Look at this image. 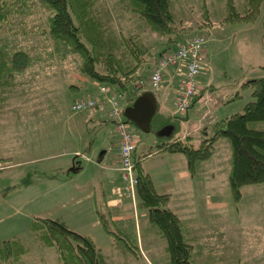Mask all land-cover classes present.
<instances>
[{"label": "crops", "instance_id": "obj_1", "mask_svg": "<svg viewBox=\"0 0 264 264\" xmlns=\"http://www.w3.org/2000/svg\"><path fill=\"white\" fill-rule=\"evenodd\" d=\"M262 11L264 9L261 10L255 22L245 23L244 26L239 27L232 26L229 32L232 33L234 39L236 35L239 37V39H235L239 52L242 50L247 52V48L253 49L251 43L259 45V49L254 54L255 58L251 60L244 57L242 60L240 55L237 57L233 63L238 67L242 66L244 71L239 76L230 77L233 84L225 91H213L210 80H207L204 85L197 81L198 88L191 106L194 108L196 104H199L203 109L195 111L194 119H191L188 111L183 116L176 115L175 107L171 108L168 104L167 98L170 95L171 97L173 95L176 101L175 96L177 97V90L183 79L182 65L164 68L162 82L158 88L152 89L145 85L141 89L152 92L158 113L163 117H171V119L177 117L178 123L177 126L169 123L168 130L161 131L159 134L155 133L158 135L156 142L144 147L140 152H138L139 143L136 141L133 154L134 160H138L143 171L150 175L156 191L170 195L168 207L178 215L186 226V239L189 241V232L194 235L196 233V237L201 240L203 247L211 250L216 249L219 253L234 255V264H264V183L243 186L240 200L234 202L226 178L230 166L228 167L229 146L225 142L227 159L223 170L216 160L217 170L208 173L204 170L202 164L204 162H202L195 175H190L186 158L181 153L158 151L157 149L152 150L151 154L145 155V153L149 147L160 142L185 139L187 136L191 137L189 141L194 145V142H198L199 139L208 137L210 126L219 118L241 112L245 103L252 99L250 89L240 92L239 88L241 83L247 79L264 76V71L261 68L264 64V17L261 16ZM250 69H255V72ZM98 90L97 86L93 92L95 95L98 93L99 96ZM237 92L239 93L238 97L234 96ZM104 111H106V106L100 105L94 110L79 111L68 115L69 121L60 122L61 130L57 128L55 136L46 143V154L43 156L38 152L29 156L27 143H24L25 151L19 152L18 162L11 154H0V159L8 158V161H15L0 167V172L5 170L9 172L8 185H5L7 189L3 192L0 206L9 207L11 210L15 205L10 204L9 199L16 194L19 195V200L34 198L35 201L30 210H36V212L30 211V214L23 215L21 220H13L19 225L22 223L23 228H19L18 235L28 245V250L19 256L15 264H63L55 243L36 217L58 218L69 229L89 237L104 255L108 264H155L151 259L150 252L155 253L154 251L157 250H153L151 247H142L145 233L142 232L141 225L148 224L147 211L146 214L143 212L140 214V210L146 209L139 207L137 202L136 207L133 208L129 198L121 189L122 182L118 170V138L111 131L113 126L102 125L100 113ZM198 120L199 122H197ZM110 122L113 125V122ZM191 123H194L193 127ZM256 127L264 130V121L258 123ZM91 129L101 130L95 136L91 134ZM30 149L32 150L31 147ZM64 149L66 150L64 151ZM96 150H99L94 164L96 170L91 174L88 173V167L86 164L84 166L82 161L85 160L89 165L90 158L96 154V152L93 154ZM69 155L73 157L66 162H59L52 166L48 164V166L46 164L35 165L38 162ZM138 157H142V159ZM147 159L159 160V170L155 168L158 170L157 174H160L157 179L154 178V174H156L154 169L143 166ZM14 169H18V171L17 177L13 178L12 171H15ZM219 170L222 172V178L217 175ZM197 184L202 187L205 206L208 210L207 218L200 219L196 215L192 191ZM4 195L6 197H3ZM247 198L248 200H246ZM107 209L114 211L113 219H130L134 222L139 246L137 257L114 247L113 238L111 237L112 240H110V235L102 227L98 215V210L106 211ZM212 215L213 217H211ZM208 225L214 227L210 228ZM10 232L0 237V246L5 239L14 236ZM234 241L238 242L239 246L231 245V242ZM189 242L193 245L194 256L193 237ZM252 242L259 243L258 250H251Z\"/></svg>", "mask_w": 264, "mask_h": 264}, {"label": "trees", "instance_id": "obj_2", "mask_svg": "<svg viewBox=\"0 0 264 264\" xmlns=\"http://www.w3.org/2000/svg\"><path fill=\"white\" fill-rule=\"evenodd\" d=\"M120 1L122 9L142 20L150 33L165 38L162 44L167 47L161 48L159 55L163 50L174 49L171 45L183 40L192 29L181 26L172 0ZM242 1L244 5L238 7L236 0H224L220 22H255L264 0ZM38 10L46 14L45 31L39 32L45 33L53 54L59 60L77 56L80 74L110 85L122 94L129 93V104L143 92L134 83L142 77L145 62L154 54L139 33L110 37L99 9V0H0V90L10 88L34 61L28 50L15 46L6 36H17L25 19ZM207 18L205 10L202 21L209 23L205 21ZM5 32L7 35L3 34ZM261 68L264 71V64ZM240 88L250 89L252 99L245 103L241 112L221 117L213 123L207 138L199 140L197 145L189 141L190 136L165 140L149 147L145 155L155 149L181 153L186 158L190 175H195L199 164L214 154L216 141L225 139L229 146L230 163L227 182L232 199L238 202L243 186L264 183V130L256 127L264 121V76L247 79ZM234 96L238 97L239 93ZM172 120L156 111L150 123V132L159 134L169 123L175 126L176 120ZM134 172L138 206L146 209L148 224L156 229L155 235L165 240L163 250L168 254L169 264H194L193 245L186 239V226L168 207L170 195L156 191L150 175L143 171L138 160H134ZM98 215L102 227L113 238L114 247L137 257L139 246L134 222L113 219L112 209L98 210ZM36 219L45 226L63 264H108L89 237L69 229L62 220L49 217ZM27 250L16 237L5 239L0 246V264H15Z\"/></svg>", "mask_w": 264, "mask_h": 264}, {"label": "rangeland", "instance_id": "obj_3", "mask_svg": "<svg viewBox=\"0 0 264 264\" xmlns=\"http://www.w3.org/2000/svg\"><path fill=\"white\" fill-rule=\"evenodd\" d=\"M223 1L224 0H172L177 17L181 20V26L192 28L184 37L199 34L206 40L202 53L205 62L202 58V71L198 75L197 81L204 85L207 80H210L213 91H225L231 87L233 81L230 77H233L234 75L239 76L244 71L242 66L238 67L233 62L236 61L239 55L242 60L244 57L253 60V58H255V52L259 49V45L251 43V47H254L253 49L247 48V52L243 50L239 52V48L235 41V39H239V37L236 35L234 39L232 33L229 32L232 26H244L243 24L245 23H221L220 20L223 16ZM236 1L238 7L244 5L242 0ZM120 2V0H99V9L102 13L103 21H105L108 27L110 37L113 36L117 38L122 35L126 36L133 33H139L147 46L151 49V53L154 54V56L152 55L151 59H147L143 66V71L141 72L142 77L137 79L145 80L151 69L157 64L161 48L163 49V47H167L166 44H162L163 39L165 40V38L150 33L142 20L137 17H132L122 9ZM262 9H264V3L262 4L261 10ZM205 10L208 12V18L205 21L209 23H204L202 21ZM261 16L264 17V11H262ZM45 19V12L38 10L37 13L25 19V23L23 24V27L19 29L17 36H6L10 38V41L13 42L15 46H21L28 50L34 59L32 65L24 74L17 77L15 83L10 88L0 90V154H11L17 162L19 159V152L25 151L24 143H27L26 147L29 156L36 152L40 153L41 156L46 154V143L55 136L57 128H60L59 130H61L62 125L60 122L64 123L69 121L67 118L68 115L71 113H77L71 110V104L75 100L90 98L98 101V98H101V96L100 94L98 96V93L95 95L93 89L95 90L97 86L99 88L101 85L113 89L110 85L98 83L92 78L80 74L77 70V63L79 61L77 56H69L63 61L59 60V58L53 54L51 42L46 37L45 33L39 32L45 31ZM3 34L7 35L6 32ZM175 44L171 45L172 48L175 47ZM250 70L255 72V69ZM239 89L240 92L244 90L242 88ZM98 91H100V89ZM139 91H141V89H139ZM130 98L131 95L129 93H124L121 99V106L125 107L129 105V102H131ZM167 99L170 107L174 108L175 99L173 95L172 97L170 95ZM100 105L106 106V111L100 113L102 125L106 127L109 125L113 126V129L110 130L115 133L114 125H112L108 116L109 108L106 102H104V104H100L99 102L94 107L83 111L97 109ZM201 108L203 109L199 104H196L194 108L193 106L189 107L188 115L191 119H194L195 111L202 110ZM218 112H220V110H218ZM185 114H187V112L184 114L176 113L178 116H183ZM199 120L197 122H199ZM174 121L177 126V117H174ZM129 124L135 136V140L139 143L138 152L143 150L144 147L153 145L156 142V138L158 139V135H155L153 131L143 132L130 122ZM191 124H193V127L194 123ZM100 130L101 129H91V134L96 136L97 132H100ZM199 135L201 136V134ZM198 142H194V145H197ZM224 142L225 144L228 143L225 139L216 141L214 155L211 159L202 163L206 172L209 173L217 170L216 160H218V164L222 166L221 168L223 170V166H225V161L227 159ZM31 143L33 144L32 146L30 145ZM94 145L96 146V144ZM65 150L66 149H64V151ZM95 152L96 154L90 158L91 161L89 165H87L85 160L82 161V164H84V166L86 164L88 167V173L91 174L96 170L94 164L99 150L94 151L93 154ZM72 157L73 156L70 155L57 157L48 161L35 163V165L48 164L52 166L59 162H66V160L72 159ZM7 159L8 158L0 159V167L15 162L8 161ZM140 159H142V157ZM159 164L158 159H147L143 166L148 169H154L156 173L154 174V178L157 179L160 175L157 174ZM229 166L230 163H228V167ZM155 168H158V170ZM14 170L15 171H12L13 178L17 177L18 169ZM221 173V170H219L217 175L222 178ZM8 175L9 172L6 170L0 172V203H2L1 199L3 192L7 189L5 185H8ZM193 193L197 217L200 219L207 218L208 210L205 206L202 187L197 184L194 186L192 195ZM3 197L6 196L4 195ZM229 197L231 196L229 195ZM246 200H248V198ZM9 203L15 205L11 210L9 207L0 206V237L7 235V233L11 231L10 233L14 235L13 237L20 240L28 249V245L25 244L18 235L19 228H23L22 223L19 225L18 223H14L13 220H21L22 216H27L30 214V211L36 212V210H30L31 206L35 204L34 198L31 200H19V195L16 194L9 199ZM142 212L146 214V210L142 209L139 213L141 214ZM211 217H213V215ZM143 219L145 220L146 218ZM143 224L144 225H141V227L142 232L145 233V238L144 241H142V247H151L153 250H157L154 251L156 255L155 253L150 252L151 259L155 264H169L168 254L163 250L165 240L155 235L156 229L154 227H150L147 223ZM208 227L212 228L214 226L208 225ZM214 235L217 234L214 233ZM196 236V233L195 235L190 232L188 233L189 241H191L193 237L192 243L195 245L194 256L192 259L194 264H213L216 262L224 264L235 263L234 255L230 253H219L216 249L211 250L203 247L201 240ZM110 240H112L111 236ZM232 244L235 247L239 246L236 241L231 242V245ZM105 245L106 244H104V246ZM258 247V242H252V251L258 250Z\"/></svg>", "mask_w": 264, "mask_h": 264}, {"label": "built area", "instance_id": "obj_4", "mask_svg": "<svg viewBox=\"0 0 264 264\" xmlns=\"http://www.w3.org/2000/svg\"><path fill=\"white\" fill-rule=\"evenodd\" d=\"M205 41L202 35L193 34L178 42L174 49L162 51L156 66L151 69L147 79L137 80L134 83L135 86L142 89L145 85H148L150 88L156 89L162 82V71L164 68L182 65L183 79L180 88L177 90L175 111L178 114L186 113L197 92V79L202 71V53ZM99 89L101 98L99 97L98 101L90 98L75 100L71 104V110L75 112L83 111L94 107L99 102L100 104H104V102L108 104V116L113 122L115 134L118 138V170L122 182L121 189L125 196L129 198L133 208H135L137 178L134 172L133 154L137 140H135L129 122L123 115L124 107L121 106L123 94L105 85H101Z\"/></svg>", "mask_w": 264, "mask_h": 264}, {"label": "water", "instance_id": "obj_5", "mask_svg": "<svg viewBox=\"0 0 264 264\" xmlns=\"http://www.w3.org/2000/svg\"><path fill=\"white\" fill-rule=\"evenodd\" d=\"M155 112L156 102L154 95L150 91L141 92L131 104L123 109V115L126 120L143 132L150 131V123ZM169 128L170 125H166L161 131L164 132Z\"/></svg>", "mask_w": 264, "mask_h": 264}, {"label": "bare ground", "instance_id": "obj_6", "mask_svg": "<svg viewBox=\"0 0 264 264\" xmlns=\"http://www.w3.org/2000/svg\"><path fill=\"white\" fill-rule=\"evenodd\" d=\"M81 112V111H80Z\"/></svg>", "mask_w": 264, "mask_h": 264}]
</instances>
